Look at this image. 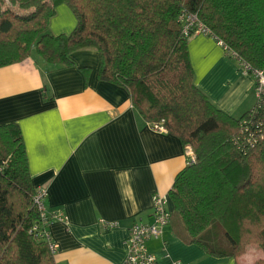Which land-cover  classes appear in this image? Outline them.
<instances>
[{
  "label": "trees",
  "instance_id": "obj_1",
  "mask_svg": "<svg viewBox=\"0 0 264 264\" xmlns=\"http://www.w3.org/2000/svg\"><path fill=\"white\" fill-rule=\"evenodd\" d=\"M5 1L31 11L3 10ZM60 5L76 26L55 36L48 27ZM182 14L195 15L250 68L264 70V0H0V68L32 54L70 68L71 54L95 50L98 80L126 90L138 117L162 123L195 157L168 194L182 241L214 258L238 259L258 245L263 257L255 264H264V137L245 144L240 123L249 112L234 119L194 85ZM80 71L86 83L90 69ZM35 193L19 126L0 125V264H56L33 230L40 222ZM237 198L254 218L239 215Z\"/></svg>",
  "mask_w": 264,
  "mask_h": 264
},
{
  "label": "crops",
  "instance_id": "obj_2",
  "mask_svg": "<svg viewBox=\"0 0 264 264\" xmlns=\"http://www.w3.org/2000/svg\"><path fill=\"white\" fill-rule=\"evenodd\" d=\"M76 26L71 9L60 5L48 31L69 35ZM194 85L219 110L239 119L255 105V79L244 73L213 36L187 40ZM70 68L46 64L35 54L0 68V125L19 126L31 183L47 192L53 220L49 235L56 264H122L125 241L137 221H151L152 197H167L175 177L186 168L181 142L151 129L134 111L126 90L98 80V53L83 49L70 55ZM90 73L85 78L80 68ZM239 215L254 214L242 200ZM116 223V227H106ZM177 221L147 242L156 264H239L214 258L181 239Z\"/></svg>",
  "mask_w": 264,
  "mask_h": 264
},
{
  "label": "built area",
  "instance_id": "obj_3",
  "mask_svg": "<svg viewBox=\"0 0 264 264\" xmlns=\"http://www.w3.org/2000/svg\"><path fill=\"white\" fill-rule=\"evenodd\" d=\"M183 37L189 39L196 34L212 36L207 28L198 22L197 17L192 14H182L180 17ZM230 58L234 59L239 68L246 74L251 75L255 79L254 93L255 105L249 111L246 118L241 120L240 133L243 136L245 144L253 147L259 139L264 137V70L252 69L243 62L239 57L224 47ZM151 129L158 133H166L162 123L151 124ZM185 156L187 158L186 167L195 165V157L189 147L185 148ZM47 192L44 189L36 190L33 202L39 212V225L33 230L38 231L39 237L45 240L52 253H55L56 247L52 242L48 229L51 221H66V217L61 212L49 213L46 208ZM167 197L155 194L152 197L151 221L149 223L137 221L129 229L128 237L125 241L127 254L122 264H156V259L151 255L146 244L150 240L161 237L164 229L169 226L171 214L168 212L166 204ZM116 223L107 226V229L116 227ZM172 264H183L181 262H173Z\"/></svg>",
  "mask_w": 264,
  "mask_h": 264
},
{
  "label": "rangeland",
  "instance_id": "obj_4",
  "mask_svg": "<svg viewBox=\"0 0 264 264\" xmlns=\"http://www.w3.org/2000/svg\"><path fill=\"white\" fill-rule=\"evenodd\" d=\"M3 10H9L10 12L17 14L19 16H26L31 11V10L25 11L23 9H20L18 4L11 5L7 1H5V3H4ZM204 195H205V193H204ZM248 217L251 218V216H248ZM173 221L174 220H171V222H173ZM262 257H263V253H262L260 247L258 245H251V246L246 248L244 254L241 255V257H239L237 260H238L239 264H255L257 261L262 259Z\"/></svg>",
  "mask_w": 264,
  "mask_h": 264
}]
</instances>
